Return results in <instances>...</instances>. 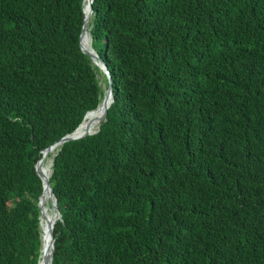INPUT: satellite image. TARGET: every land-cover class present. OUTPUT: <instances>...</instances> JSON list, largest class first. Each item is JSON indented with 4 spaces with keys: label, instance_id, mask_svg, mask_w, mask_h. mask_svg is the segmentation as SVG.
<instances>
[{
    "label": "trees",
    "instance_id": "trees-1",
    "mask_svg": "<svg viewBox=\"0 0 264 264\" xmlns=\"http://www.w3.org/2000/svg\"><path fill=\"white\" fill-rule=\"evenodd\" d=\"M83 9L0 0V264L38 263L36 163L104 97ZM88 28L113 102L56 149L51 264H264V0H94Z\"/></svg>",
    "mask_w": 264,
    "mask_h": 264
},
{
    "label": "bare ground",
    "instance_id": "bare-ground-1",
    "mask_svg": "<svg viewBox=\"0 0 264 264\" xmlns=\"http://www.w3.org/2000/svg\"><path fill=\"white\" fill-rule=\"evenodd\" d=\"M90 1L91 0L83 1L87 20H86V28L81 38V47L85 51L93 54L92 49H91L90 33L88 29V24L90 20V17H89ZM92 57L94 60V64L96 65V67H98L99 71L102 73L100 66H99V62L96 60L95 55H92ZM107 94L108 93L105 92L104 97L101 99V102L99 103L96 111L88 115L87 117L86 116L84 117L82 123L76 130L75 135L81 136L84 134H93L99 130L101 122L103 120L104 110L106 107L109 106L110 101H111V99L109 98ZM57 148L58 147H51L49 150L44 151L42 155V159L37 165V171L43 183L48 181L51 176L53 158L56 154ZM48 203L51 204L52 209L55 211L53 207L54 200H53V197L51 196V192L46 186H44V191H43V194L41 195V201H40L41 211H42L41 217H40L41 248H40V257H39L38 264H49V259L51 257V252H52L50 229H52L53 228L52 226L55 225V222H56L55 220H57V213L56 211L54 213L50 211V207Z\"/></svg>",
    "mask_w": 264,
    "mask_h": 264
},
{
    "label": "water",
    "instance_id": "water-1",
    "mask_svg": "<svg viewBox=\"0 0 264 264\" xmlns=\"http://www.w3.org/2000/svg\"><path fill=\"white\" fill-rule=\"evenodd\" d=\"M84 1V0H83ZM93 1L94 0H91L90 1V5H89V11H90V14H89V17H91V15H92V3H93ZM83 14H84V9H83ZM86 18H85V14H84V21H83V27H82V32H81V36H80V49H81V51L85 54V55H87L89 58H90V60H91V62H92V64L94 65V66H96L95 64H94V60H93V57H92V55H95V58H96V60L99 62V66H100V69H101V71H102V75L104 76V78L106 79V81H107V87H106V93H108L107 95L109 96V98L111 99V101H110V104H109V106L112 104V102H113V96H112V79H111V77H110V74H109V72H108V69H107V67H106V65H105V63H104V61L95 53V51L92 49V47H91V49H92V52H93V54H91V53H89V52H87V51H85L82 47H81V38H82V34H83V32H84V30H85V28H86ZM89 33H90V29H89ZM90 41L92 42V39H91V36H90ZM98 68V67H97ZM109 106L108 107H106L105 108V110H104V113H103V118H104V116H105V114H106V112H107V110H108V108H109ZM89 113V112H88ZM88 113H86V114H88ZM86 116V115H85ZM84 116V117H85ZM84 119V118H83ZM80 126V125H79ZM78 129V128H77ZM76 129V130H77ZM76 130L73 132V133H71V134H69V135H66L65 137H63L61 140H59L58 142H56L55 144H53L52 146H50V147H48L47 149H45L44 151H46V150H49L51 147H59V146H61L62 144H64V143H67V142H72V141H77V140H80V139H83V138H85V137H87V136H92V135H95V134H97L98 133V131L97 132H95V133H93V134H84V135H81V136H77V135H75V133H76ZM43 151V152H44ZM43 152H42V155H43ZM55 156H56V154H55ZM54 156V157H55ZM42 159V158H41ZM40 159V160H41ZM54 159V158H53ZM40 160L36 163V166H35V171H36V174H37V176H38V178L40 179V181H41V183H42V189H43V191H44V186H46L49 190H50V192H51V196L53 197V200H54V205H53V207H54V209H55V211H56V213H57V220L56 221H58V220H60L61 219V215H60V213H59V211H58V208H57V206H56V199H55V197H54V195H53V192H52V189H51V187H50V185H49V180L48 181H46L45 183H43L42 182V180H41V178H40V176H39V174H38V171H37V164L40 162ZM52 165H53V163H52ZM52 174V173H51ZM43 191H42V194H43ZM41 194V195H42ZM40 199H41V196L39 197V199H38V204H37V207H38V209L40 210V217H41V213H42V211H41V204H40ZM56 223V222H55ZM54 227V226H53ZM39 228H40V222H39ZM40 230H41V228H40ZM52 233H53V228L51 229V247H52V252H51V257H50V259H49V264H51V262H52V254H53V251H54V240H53V236H52ZM39 257H40V255H39ZM38 261H39V258H38ZM38 264V263H37Z\"/></svg>",
    "mask_w": 264,
    "mask_h": 264
},
{
    "label": "rangeland",
    "instance_id": "rangeland-1",
    "mask_svg": "<svg viewBox=\"0 0 264 264\" xmlns=\"http://www.w3.org/2000/svg\"><path fill=\"white\" fill-rule=\"evenodd\" d=\"M88 29H89V28H88ZM98 79H99L100 85H101V87H102V90L104 91V94H105L106 84H105L104 76L102 75L101 72H100V74L98 75ZM103 85H104V86H103ZM48 204H49V207H50V211H51L52 213H54L55 211L52 209L51 204H50V203H48Z\"/></svg>",
    "mask_w": 264,
    "mask_h": 264
}]
</instances>
